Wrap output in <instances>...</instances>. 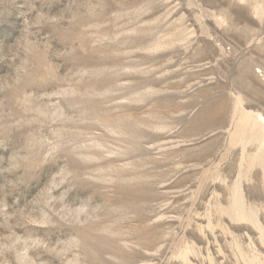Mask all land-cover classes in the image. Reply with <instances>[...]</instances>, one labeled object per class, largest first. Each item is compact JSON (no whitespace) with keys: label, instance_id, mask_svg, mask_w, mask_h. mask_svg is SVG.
Here are the masks:
<instances>
[{"label":"rangeland","instance_id":"obj_1","mask_svg":"<svg viewBox=\"0 0 264 264\" xmlns=\"http://www.w3.org/2000/svg\"><path fill=\"white\" fill-rule=\"evenodd\" d=\"M0 264H264V0H0Z\"/></svg>","mask_w":264,"mask_h":264}]
</instances>
